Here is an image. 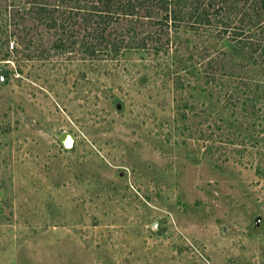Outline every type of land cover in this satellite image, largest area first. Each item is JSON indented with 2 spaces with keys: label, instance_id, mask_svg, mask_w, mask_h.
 <instances>
[{
  "label": "rangeland",
  "instance_id": "374dc122",
  "mask_svg": "<svg viewBox=\"0 0 264 264\" xmlns=\"http://www.w3.org/2000/svg\"><path fill=\"white\" fill-rule=\"evenodd\" d=\"M261 1L228 4L226 33L135 25L170 43L92 60L0 0V264H264Z\"/></svg>",
  "mask_w": 264,
  "mask_h": 264
},
{
  "label": "trees",
  "instance_id": "16d2710c",
  "mask_svg": "<svg viewBox=\"0 0 264 264\" xmlns=\"http://www.w3.org/2000/svg\"><path fill=\"white\" fill-rule=\"evenodd\" d=\"M72 5L66 11L60 2L50 3L47 0H31V7L26 12L31 13L39 22L48 30L61 29L58 37L54 40V48L58 50L67 49L69 53L80 52L81 54H87L88 58L94 60L99 59V53L104 55H116L123 49L125 51L140 50V49H152V51L158 52L162 49L164 44L170 43L169 38L165 41L161 40L160 36L153 38L152 32H146L145 36L139 40L135 39V33L133 28L135 25L140 27L148 26L151 20L153 23H157L160 28H167L168 30L178 31L182 26L184 28H190L197 30L200 27L210 25L211 16L213 14L219 16V22H221L223 32H227L229 28L228 19L223 18L226 13L228 4H234V7H238V1L240 0H70ZM247 1V0H244ZM261 6H264V0L260 2ZM89 6V7H87ZM89 8V9H88ZM251 13L243 12L242 16L246 17L247 24L251 26L262 25L259 20V12L253 6H250ZM80 10H85V17H81V27L74 28L72 19L75 13ZM94 13L98 16L95 24L90 25V20ZM121 18L128 20V26L126 30L114 31L108 30L111 21H116ZM129 18V19H128ZM90 26V29L88 27ZM82 28L83 34L87 39L81 40L67 39L71 36L77 37L78 29ZM145 30L147 28H144ZM243 26H238L233 31L234 37H241L243 35ZM130 32L131 35L127 40L117 38L124 33ZM65 33L66 38H65ZM82 34V35H83ZM248 37V36H247ZM245 37L244 39H247ZM65 39V41H64ZM241 42L243 38L241 37ZM151 43L149 44L148 41ZM79 41L77 48H74L76 42ZM171 41H175L171 40ZM248 43V40L246 42ZM148 44L150 46H148ZM172 44V43H171ZM250 44H253L251 42ZM179 43H175L174 50L177 51ZM254 49H259L262 57H264V44L261 41L254 45ZM167 49V48H166ZM85 58V57H84Z\"/></svg>",
  "mask_w": 264,
  "mask_h": 264
},
{
  "label": "water",
  "instance_id": "95a60500",
  "mask_svg": "<svg viewBox=\"0 0 264 264\" xmlns=\"http://www.w3.org/2000/svg\"><path fill=\"white\" fill-rule=\"evenodd\" d=\"M59 140L64 146L69 147L72 144L73 136L68 132H63L59 135Z\"/></svg>",
  "mask_w": 264,
  "mask_h": 264
}]
</instances>
